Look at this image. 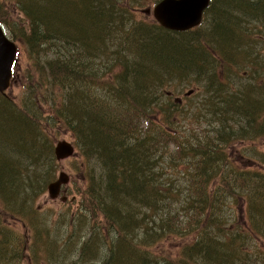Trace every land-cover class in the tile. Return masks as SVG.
<instances>
[{
    "label": "trees",
    "instance_id": "trees-1",
    "mask_svg": "<svg viewBox=\"0 0 264 264\" xmlns=\"http://www.w3.org/2000/svg\"><path fill=\"white\" fill-rule=\"evenodd\" d=\"M80 1L71 0L75 7ZM82 1L84 10L76 14L38 0L19 2L28 22L21 42L37 70L35 92L20 104L0 95L6 113L0 114V145H8L13 199L26 185L19 153L44 172L25 204L46 194L56 179L57 127L75 137L84 169L81 204L66 206L60 217L59 224H69H63L62 240L53 239L49 228L40 230L38 217L23 204L6 214L31 229V245L24 244L29 261L264 264V158L255 159L259 167H244L231 156L235 146L264 135V78H250L264 69V59L252 54L255 24L264 41V22H246L248 14L264 15V0H211L203 23L185 33L139 15L160 0ZM232 43L249 49L240 54L229 48ZM180 56L192 61L191 71L187 64L169 67ZM232 77L238 80L231 83ZM202 84L205 113L190 112L169 91L191 85L187 91L196 94ZM40 104L49 108L42 111ZM81 121L98 125L100 136L82 138ZM0 195L10 194L0 187ZM242 206L246 223L231 216ZM80 232L88 233L83 243L76 238ZM182 239L189 241L175 258L161 248Z\"/></svg>",
    "mask_w": 264,
    "mask_h": 264
},
{
    "label": "rangeland",
    "instance_id": "rangeland-1",
    "mask_svg": "<svg viewBox=\"0 0 264 264\" xmlns=\"http://www.w3.org/2000/svg\"><path fill=\"white\" fill-rule=\"evenodd\" d=\"M21 0H0V17L3 18L1 21L6 23L5 29L8 30L6 33L8 36L14 40L17 45H19V59L16 64L15 69L17 70V76L14 77V81L12 82V86L10 85V89L7 91V94L5 95L11 100L16 101L17 103H21L24 100L27 101L29 95L31 93H34L35 90L34 88L36 87V74L35 72L37 71L35 68V59L30 56L28 47L26 45H23V42H21L22 39V34H20L21 31H24V28H27L28 22L26 21V18L23 14V11H21L20 8V2ZM150 6H153L149 4ZM139 15H142L143 17H146L147 20L155 21L154 17L152 15L149 16H144V14L139 13ZM258 27L256 28V35L254 34V38L257 40L256 44L254 45L255 48H257L258 45L264 44L263 39H261V29L259 28L258 24H255ZM259 53H261V57L263 59L264 57V45L262 48L256 49ZM251 58V52H250V57ZM251 59H254L252 57ZM43 60V59H42ZM43 62V61H42ZM33 72L32 77L30 80H28L27 73L28 72ZM244 76V75H243ZM38 77V75H37ZM244 84L245 82L242 81ZM176 84L178 82H175ZM23 84L26 86V90L24 91ZM32 84V87L27 89L28 86ZM205 84V83H204ZM204 84H202L199 87V90L196 92V94L191 96V99H188L187 97L190 96H185L187 94V90L190 89L192 86H187L184 89H178L176 86L169 87V91H173V98H180L181 103L186 104L187 107H190V112L197 111V113L203 112L205 113L204 109V101L205 99L208 100V95L205 94L203 91L204 89ZM176 88V89H174ZM43 99V98H42ZM1 106V105H0ZM3 107V106H2ZM5 107V106H4ZM7 108V107H5ZM39 108L42 109V111L46 110L49 108L47 104L44 106L39 105ZM0 114L5 115L6 113L3 112V109L0 107ZM47 122L46 116L44 119H42V124H45ZM15 128L17 129L18 126L14 124ZM237 127V126H236ZM58 128V127H57ZM55 129L54 134L56 138H54V145L58 142H61L63 140H66L74 146H76V139L71 135L67 127L62 126L61 129ZM0 131H4V129H0ZM1 134V133H0ZM36 136H38L40 139L37 141V145L42 143L43 139L39 134L36 132ZM257 138V137H256ZM20 143H22L21 138L19 139ZM27 143V142H25ZM7 145V144H6ZM5 145V146H6ZM18 145V144H17ZM16 145V146H17ZM5 146L0 145L2 149H4L5 152L1 153L0 151V187H4L6 191L8 192V196L3 197L0 195V232L3 231L4 234L0 233V264H39V263H33V260L29 261L28 254L29 252L25 248L26 246L31 245V229L26 228L25 225L15 219L8 218L6 217V214H8L12 208L14 207H19L20 204L27 206V208L30 210L32 209L33 213L38 217L37 222H38V228L40 230H44V228H49L51 230V236H56L60 235L59 237L60 240L66 235V231L64 228L57 229L59 227V222L61 220V214L66 212V206H71L75 208L77 205L81 204L80 200L82 199V196L80 194L81 187L85 186V180H83L82 174L83 173V166L81 165L82 163V158L78 154L75 155L72 159L64 160L63 162H58V167H57V175H59L61 172H66L70 177H71V182L64 188V193L67 197V200L65 204L64 202H61V199L57 200H50L48 194L42 195L41 198L36 199V200H30V202H27V195L31 190L32 187V182L40 181L39 176L44 174V172L38 171V168H31L28 170V163L26 162L27 158L26 152H23L24 154H20L21 156V161L20 165L26 167L25 169V175L24 173L22 174V180L24 185L23 189L21 190V193L16 194L15 198L13 199L12 197V192H14L12 189L16 187L15 183H12L10 181L11 177H9V173L11 174L10 170H6L5 168V163L7 162V150L5 149ZM8 147V145H7ZM54 147V146H53ZM77 147V146H76ZM243 148L236 146L232 150V161L233 162H239L242 166L246 167L248 164H253L255 162V159H262L264 158V135L263 136H258L257 140L254 141V143L247 141V144H244L242 146ZM78 150V147H77ZM16 150H14L15 152ZM19 151V150H18ZM17 152V151H16ZM78 152V151H77ZM18 153V152H17ZM6 156V157H5ZM5 157V158H3ZM83 169L82 171L80 170ZM3 170V171H2ZM2 171V172H1ZM39 175V176H38ZM34 177V178H33ZM85 178V177H84ZM32 179L29 183L28 181ZM178 184L182 190H184L185 186V180L181 177L177 178ZM176 182V181H175ZM22 184H20L21 186ZM6 195V194H5ZM18 196V197H17ZM20 198V200L18 199ZM16 200V201H11ZM73 202L76 204L75 206L71 204ZM7 203V205H5ZM241 208V207H240ZM238 207V211L240 210ZM243 208V206H242ZM237 209V207H236ZM27 211V209H26ZM244 208L243 212H240L238 214L231 215L232 217L238 218L237 220H244L246 223V216L244 215ZM42 220L45 222L40 223ZM1 227H4L3 229ZM87 232H80L76 238L77 241L79 240L80 243L85 242V236H87ZM25 236V237H24ZM27 241V242H25ZM189 240H171L170 242H167L163 245H161V248H164L165 251H167L170 255H173L172 257L175 258L174 256L182 250V247L184 244H186ZM26 244V246L24 245ZM80 245V244H79ZM78 245V247H79ZM19 252L17 255L12 256L14 251ZM160 249L159 247L155 248ZM40 251V249H39ZM158 253V252H157ZM12 256V257H11ZM5 258V259H4Z\"/></svg>",
    "mask_w": 264,
    "mask_h": 264
},
{
    "label": "water",
    "instance_id": "water-1",
    "mask_svg": "<svg viewBox=\"0 0 264 264\" xmlns=\"http://www.w3.org/2000/svg\"><path fill=\"white\" fill-rule=\"evenodd\" d=\"M210 6V0H161L154 7L143 11L147 16L155 18L160 27L168 31L185 32L195 29L203 21V13ZM18 47L4 34L0 26V93L4 94L10 87L12 66L17 61ZM190 95V93H187ZM54 151L55 158L62 162L75 154V146L66 140L58 142ZM69 183V175L61 173L57 180L48 187L51 200L61 195L63 186ZM63 202L66 198L62 199Z\"/></svg>",
    "mask_w": 264,
    "mask_h": 264
},
{
    "label": "bare ground",
    "instance_id": "bare-ground-1",
    "mask_svg": "<svg viewBox=\"0 0 264 264\" xmlns=\"http://www.w3.org/2000/svg\"><path fill=\"white\" fill-rule=\"evenodd\" d=\"M48 2V3H47ZM38 3L39 4H41V6H45L46 7V4H48L49 6L50 5H52V4H54L55 6H56V8H59V9H61L62 11H72L73 12V9H74V12L73 13H78V11H79V9L80 8H82L81 6H82V3H83V1L81 0L80 1V3H79V6L78 7H75V6H73L72 5V2H71V0H38ZM83 7H84V5H83ZM82 10H84V8H82ZM144 14V13H143ZM226 14H228L229 15V13H226ZM237 14V13H236ZM235 14V15H236ZM145 15V14H144ZM152 15V14H151ZM145 16H147V15H145ZM251 16V17H250ZM247 17H250V18H248V20L246 21V22H264V15L263 16H256L255 14H248L247 15ZM3 18H1L0 17V21L2 20ZM155 19V18H154ZM44 23L46 22V20H45V18H43V20H42ZM245 22V23H246ZM165 29V28H164ZM167 30V29H166ZM175 32V31H174ZM55 34L57 33V35H58V33L59 32H54ZM54 35V34H53ZM263 38H264V34H263ZM253 45V44H252ZM263 45L264 44H262V45H258L257 46V48H255L254 49V51H253V56L255 55V58L257 57V58H259L260 60H261V53H259L256 49H258V48H262L263 47ZM254 46V45H253ZM230 49H233V50H235V51H237V52H239L240 54L243 52V50L244 49H246V50H248L249 49V45H247V44H244V43H242V44H239V43H232L231 44V46L229 47ZM251 54V55H252ZM102 55H103V53H102V51H100V55H98L99 57H95V58H101L102 57ZM263 59H264V57H263ZM93 61V60H92ZM96 61V59H94V61L93 62H95ZM177 63H179V64H182V65H186L187 64V66H188V71H191L192 69H191V66H192V61L191 60H189L188 59V57H187V59H185V58H183L182 56H180V57H178V58H174L173 60H171L170 62H168V64H170L169 65V67H175L176 66V64ZM194 77H200V78H203L202 76H197L198 74H196V73H194V72H190ZM257 77L258 79H261V78H264V69L262 68V70H257V71H255V73H253L252 74V76L250 75V78L251 77ZM238 79L237 78H235V77H232V79H231V83H233L234 81H237ZM235 83V82H234ZM259 110V106L257 105L255 108H254V112H257ZM258 116V115H257ZM257 116L255 117V118H257ZM77 123H79V125H80V128H81V130L83 131V133L85 134V135H83V137L82 138H84V136H87V137H89V138H91V139H95V138H97L98 136H100V133H101V128L98 126V125H96V124H94V123H89L88 121H81V122H77ZM1 139V138H0ZM85 139V138H84ZM56 145H57V143L54 145V149H56L57 147H56ZM55 151V150H54ZM57 160V159H56ZM29 165H30V162L28 163V170L30 169V167H29ZM254 166H258V165H254ZM259 167V166H258ZM264 167V166H263ZM31 168H32V166H31ZM25 169H27L26 167H25ZM24 175H25V173H24ZM71 180V177L69 178V183L68 184H70V181ZM21 181V180H20ZM21 183V182H20ZM22 184V183H21ZM63 224H65V226L66 227H69L68 225V222H65V223H60V225H59V227L57 228V229H61V228H63ZM57 236V235H56ZM56 236H53V239H55L56 238ZM46 237V235H44V237H43V239ZM54 264V263H53ZM62 264H71V263H69V262H62Z\"/></svg>",
    "mask_w": 264,
    "mask_h": 264
},
{
    "label": "flooded vegetation",
    "instance_id": "flooded-vegetation-1",
    "mask_svg": "<svg viewBox=\"0 0 264 264\" xmlns=\"http://www.w3.org/2000/svg\"><path fill=\"white\" fill-rule=\"evenodd\" d=\"M236 147V146H235ZM232 154V153H231ZM251 165H254V164H251ZM254 167V166H253Z\"/></svg>",
    "mask_w": 264,
    "mask_h": 264
}]
</instances>
